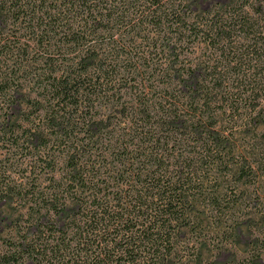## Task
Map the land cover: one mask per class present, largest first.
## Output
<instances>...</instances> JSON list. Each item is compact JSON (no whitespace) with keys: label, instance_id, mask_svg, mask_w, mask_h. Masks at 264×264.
<instances>
[{"label":"trees","instance_id":"trees-1","mask_svg":"<svg viewBox=\"0 0 264 264\" xmlns=\"http://www.w3.org/2000/svg\"><path fill=\"white\" fill-rule=\"evenodd\" d=\"M0 264H264V0H0Z\"/></svg>","mask_w":264,"mask_h":264}]
</instances>
